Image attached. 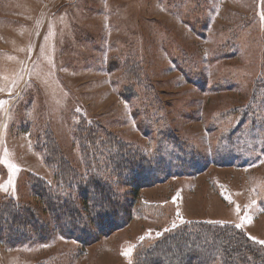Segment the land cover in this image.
Returning <instances> with one entry per match:
<instances>
[{"label": "rangeland", "instance_id": "obj_1", "mask_svg": "<svg viewBox=\"0 0 264 264\" xmlns=\"http://www.w3.org/2000/svg\"><path fill=\"white\" fill-rule=\"evenodd\" d=\"M91 128L126 214L82 244L35 187L57 189L49 155L87 174ZM127 156L169 167L138 187L141 174L114 167ZM5 212L16 226L0 219V264H138L196 224L232 226L264 250V0H0Z\"/></svg>", "mask_w": 264, "mask_h": 264}, {"label": "trees", "instance_id": "obj_2", "mask_svg": "<svg viewBox=\"0 0 264 264\" xmlns=\"http://www.w3.org/2000/svg\"><path fill=\"white\" fill-rule=\"evenodd\" d=\"M83 134L81 149L88 158L87 174L78 175L79 172L73 167H66L68 162L65 159L54 160V156L49 155V162L59 166L56 174L57 189L39 180L35 192L46 203L52 216L58 220L57 224L65 235L76 238L82 244H89L118 229L125 219L126 211L115 193L114 185L105 179L108 176H100L102 170L94 161L95 156L89 147L91 140L98 141L97 137L101 133H96L91 128L89 133L85 130ZM113 140L115 139L111 134H105V137L100 139L105 147H109ZM52 145L54 149L59 148L56 144ZM109 149L110 147L107 150ZM56 153L58 155L59 151ZM114 165L119 175L132 174L134 171L135 177L139 174L144 176H137L142 183H139L138 187L152 184L157 174L169 167L163 158L152 164L139 162L128 156ZM68 171L70 172L66 174ZM19 213L24 225V215ZM27 214L37 221L40 220L35 211H29ZM0 219L6 224L16 226L11 213L1 214ZM6 226L8 228V224ZM184 256L188 260H184ZM139 259L138 264H264V250L232 226L196 224L193 228H179L167 233L147 248Z\"/></svg>", "mask_w": 264, "mask_h": 264}]
</instances>
